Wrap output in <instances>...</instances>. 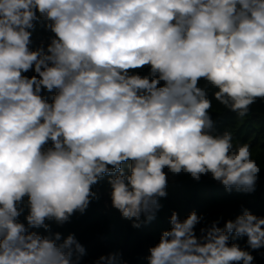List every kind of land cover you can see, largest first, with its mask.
Segmentation results:
<instances>
[{
	"label": "clouds",
	"instance_id": "clouds-1",
	"mask_svg": "<svg viewBox=\"0 0 264 264\" xmlns=\"http://www.w3.org/2000/svg\"><path fill=\"white\" fill-rule=\"evenodd\" d=\"M37 26L50 35L34 46ZM213 101L241 119L264 103V0H0V264H82L85 246L54 226L85 215L102 183L136 229L170 175L254 193L262 166L216 131ZM168 222L146 264L264 256V215L243 205Z\"/></svg>",
	"mask_w": 264,
	"mask_h": 264
},
{
	"label": "trees",
	"instance_id": "trees-1",
	"mask_svg": "<svg viewBox=\"0 0 264 264\" xmlns=\"http://www.w3.org/2000/svg\"><path fill=\"white\" fill-rule=\"evenodd\" d=\"M49 35L50 33L37 26L33 33L34 46L41 40H46ZM213 119L216 121L217 132L229 129L236 139L251 145L253 157L262 166L260 177L264 178V103L258 101L252 105L250 113L243 119L223 108L219 112L213 111ZM95 190L100 199L90 205L85 215L77 213L62 228L55 229L54 226V230H59L64 235L74 232L85 246L88 254L82 264H91L101 254L114 251L122 254V260L126 264H146L143 257L147 255L148 248L158 241L161 232L169 227V217L174 210L180 213L181 218L193 209L212 218L220 214L228 218L240 213L243 205L257 215H264L262 186H256V191L251 194L236 191L228 193L209 177H203L197 183L186 174H181L169 177L168 195L161 199L162 208L156 219L136 229L131 226V221L123 219L111 207L106 183L98 185ZM237 242L242 247L246 246L244 240ZM253 254L256 264H264V256Z\"/></svg>",
	"mask_w": 264,
	"mask_h": 264
},
{
	"label": "built area",
	"instance_id": "built-area-1",
	"mask_svg": "<svg viewBox=\"0 0 264 264\" xmlns=\"http://www.w3.org/2000/svg\"><path fill=\"white\" fill-rule=\"evenodd\" d=\"M256 186H262L263 192H264V178L260 177L259 180H258V182H257V185Z\"/></svg>",
	"mask_w": 264,
	"mask_h": 264
},
{
	"label": "rangeland",
	"instance_id": "rangeland-1",
	"mask_svg": "<svg viewBox=\"0 0 264 264\" xmlns=\"http://www.w3.org/2000/svg\"><path fill=\"white\" fill-rule=\"evenodd\" d=\"M213 106H214V109H220V108H222L221 106L217 105L215 101H213Z\"/></svg>",
	"mask_w": 264,
	"mask_h": 264
}]
</instances>
